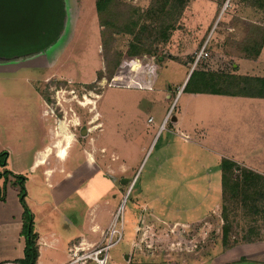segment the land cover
Listing matches in <instances>:
<instances>
[{
    "label": "rangeland",
    "instance_id": "rangeland-1",
    "mask_svg": "<svg viewBox=\"0 0 264 264\" xmlns=\"http://www.w3.org/2000/svg\"><path fill=\"white\" fill-rule=\"evenodd\" d=\"M62 1L64 17L55 0V16L28 10L21 12L18 29L0 23V60L9 62L6 74L20 77V107L36 112L24 83L33 78L50 109L51 125L60 120L61 138L67 143L75 138L65 172L76 177L77 194L65 206H88L90 227L106 225L99 233L89 229L92 241L79 251L88 259L76 264H98L96 255L107 258L106 264H214L228 249L264 240V180L244 192L243 177L234 172L240 195L228 189L224 198L223 174H216V164L190 160L182 174L178 163L168 161L175 156L170 127L186 74L204 46L208 56L193 69L190 88L202 83L201 72L238 73V58H247L264 35V10L245 0H115L105 16L111 25L103 26L97 0ZM181 66L186 69L178 70ZM247 68L242 66L243 73ZM151 82L153 90L167 87L171 99L144 90ZM20 137L27 145L22 131ZM66 151L60 147V156ZM52 165H58L54 158ZM56 169L54 180L60 181L64 174ZM191 173L198 178H189ZM125 178L129 182L122 184ZM1 196L5 200V190ZM66 214L63 223L73 230L79 213L72 209ZM203 216L209 218L191 224ZM114 231L113 244L122 241L109 251Z\"/></svg>",
    "mask_w": 264,
    "mask_h": 264
},
{
    "label": "crops",
    "instance_id": "crops-1",
    "mask_svg": "<svg viewBox=\"0 0 264 264\" xmlns=\"http://www.w3.org/2000/svg\"><path fill=\"white\" fill-rule=\"evenodd\" d=\"M238 60L240 62L237 67L241 71L242 66L249 69H245L247 73L239 69L238 73L233 75L264 78V47L257 59L239 57ZM242 61L246 64L244 65ZM8 63L0 60V153L9 154L8 165L1 171L9 170L13 177L12 182L5 188L4 179L0 180V187L6 192L5 200L0 197V264L20 263L25 258L27 219L20 198V185L14 177L20 175L28 178L25 183V188L27 187L25 200L28 201L27 207L33 214L34 228L38 234L40 256L37 264H69L72 261L70 251L74 250V247L75 250L83 251L92 241L89 229L91 228L94 234L106 225L90 227L88 206H65L69 199L73 200L77 194L74 187L76 182L72 181L76 177L65 172V164L71 158L69 151L74 145L75 138L72 143H67L61 138L63 135L58 134L60 120L55 126L51 125L50 109L49 111L48 107L45 109L47 103L35 87L36 81L33 78H25L24 83L28 89L25 94L33 98L36 112L26 106L20 107V77L6 74L8 71L4 68ZM18 69L22 70L20 67ZM179 69L186 68L181 66ZM186 76L185 82L189 77L188 73ZM152 84L153 82L150 83L151 88L146 89V86L144 90L156 95L161 92L165 94L166 100L171 99L170 93L166 91L167 87L160 91L157 85V89L153 90ZM178 104L180 108L173 116L176 121L170 127L175 132L174 139L170 141L175 156H169L168 159L181 166L177 168L178 170L182 171V167L185 168L191 163L190 160H195L199 164L201 162L216 164V174L221 171L222 175V161L230 160L240 167L264 176L263 98L180 92L177 108ZM168 113L169 109L163 122ZM150 122H154L152 118L149 119ZM21 131L26 137L27 145L21 144ZM68 131L71 133L69 128ZM60 147L67 148L64 157L59 154ZM114 154L119 156L117 151H114ZM87 156L89 159L88 154ZM52 158L57 160L59 167L52 165ZM56 168L64 174L60 181L54 180ZM137 176L138 173L134 175L131 183L133 186ZM189 178L195 180L198 176L191 173ZM39 194L43 195V198ZM81 195L78 194L80 198ZM144 198L146 197L142 199ZM219 202L216 207L219 206ZM72 209L79 213L73 230L67 229L63 223L68 217L66 211ZM207 218L209 217L203 216L191 224L206 221ZM159 220L169 223L162 217ZM172 223L182 226L190 224L178 221ZM214 264H264V240L228 249Z\"/></svg>",
    "mask_w": 264,
    "mask_h": 264
},
{
    "label": "trees",
    "instance_id": "trees-1",
    "mask_svg": "<svg viewBox=\"0 0 264 264\" xmlns=\"http://www.w3.org/2000/svg\"><path fill=\"white\" fill-rule=\"evenodd\" d=\"M58 2V0H56ZM115 0H97L96 9L99 16V20L103 26L111 25V22H106L105 16L111 14ZM245 2L253 3L257 8L264 10V0H245ZM62 9V17H64V6L63 1L59 0ZM44 5L43 7H38L39 5ZM55 0H0V23L5 25L8 24L9 29H18L20 25V14L21 12L25 15L26 11L32 10L36 14H41L42 16L47 13H51L55 16L54 10L56 9ZM58 10V9H57ZM6 18V22L4 18ZM106 22V23H104ZM61 28V25H60ZM60 28L58 30H60ZM2 31V30H0ZM104 39L105 35L103 34ZM259 44H255L254 48L249 50L246 59H257L264 47V35L259 40ZM106 46V44H104ZM141 54L137 52L133 55ZM195 72L189 79L183 92L192 93H204V94H218L226 96H241L250 98H263L264 99V78H255L249 76H237V75H220L211 72H201V84L190 88L189 83L194 76ZM226 87V88H224ZM9 154L7 152L0 153V180L4 179L5 188L8 183H11L12 173L9 170L1 171L2 168L8 165ZM222 172H223V196L226 197L228 189L236 194L240 195L239 188L240 184L232 180V173L238 172L240 176L243 177V191L249 192L250 189L256 188L259 181L264 180V176L255 173L247 168L240 167L234 162L224 161L222 162ZM11 175V176H10ZM17 180L18 185H20V198L21 202L25 208V214L27 219L26 224V237H27V247L25 251V258L20 263L21 264H37L39 259V246H38V234L35 232L34 228V217L32 212L29 210L26 204V188L25 183L27 178L25 176H14ZM3 188L0 187V197L2 198ZM264 195V193H262ZM223 218L228 221L226 210L223 211ZM224 241L226 242L229 235V229L224 232ZM247 242L252 243V240H247ZM131 264H144V263H131Z\"/></svg>",
    "mask_w": 264,
    "mask_h": 264
},
{
    "label": "built area",
    "instance_id": "built-area-1",
    "mask_svg": "<svg viewBox=\"0 0 264 264\" xmlns=\"http://www.w3.org/2000/svg\"><path fill=\"white\" fill-rule=\"evenodd\" d=\"M226 8H224V10H225ZM223 10V11H224ZM207 48L204 46V48H203V51L200 53V55L197 57V59H196V61H195V63H194V67H193V69L196 67V65L204 58V57H206V56H208V54L205 52V50H206ZM133 81V80H132ZM133 82H135V83H137L136 81H133ZM137 84H140V83H137ZM132 86V85H131ZM139 86H142V85H139ZM182 92V91H181ZM170 115H171V112H170V114H168V116H167V118H166V120H165V123L167 122V120L169 119V117H170ZM165 128V124L160 128V131L161 130H163ZM187 225H183V227H186ZM187 230V228H183L182 229V231H183V235H185V233L187 232L186 231ZM117 232H113L112 233V238H111V241H110V243H109V245H108V247H107V250H111L115 245H118V244H120L121 243V241H122V238L120 237L118 240H117V242L115 243V245L113 244L114 242H113V235L115 236V234H116ZM98 254V253H97ZM88 259V256H87V254H79V250H75L74 252H73V259H72V261L69 263V264H76V263H80V262H85L86 260ZM96 261L98 262V264H102L101 262L102 261H100L99 259H98V255H96ZM106 261H107V258H106ZM8 264H21V263H8Z\"/></svg>",
    "mask_w": 264,
    "mask_h": 264
},
{
    "label": "water",
    "instance_id": "water-1",
    "mask_svg": "<svg viewBox=\"0 0 264 264\" xmlns=\"http://www.w3.org/2000/svg\"><path fill=\"white\" fill-rule=\"evenodd\" d=\"M192 73H193V69H192V71H191V73H190V75H189V77H188L189 79H190ZM186 82H187V81H186ZM185 87H186V83H185V85L183 86L182 92L184 91ZM172 121H173V122L176 121V118L173 117V118H172ZM128 182H129V180L127 179V180L123 181L122 183H123V184H127ZM125 203H126V200L124 201L123 204H125ZM126 258L128 259V256H126Z\"/></svg>",
    "mask_w": 264,
    "mask_h": 264
},
{
    "label": "bare ground",
    "instance_id": "bare-ground-1",
    "mask_svg": "<svg viewBox=\"0 0 264 264\" xmlns=\"http://www.w3.org/2000/svg\"><path fill=\"white\" fill-rule=\"evenodd\" d=\"M80 104H82V103H80ZM61 129L64 130V124H63V123L61 124ZM99 260H100V259H99ZM100 261H102V262H101L102 264H106V263H107L106 258L103 259V260H100Z\"/></svg>",
    "mask_w": 264,
    "mask_h": 264
},
{
    "label": "flooded vegetation",
    "instance_id": "flooded-vegetation-1",
    "mask_svg": "<svg viewBox=\"0 0 264 264\" xmlns=\"http://www.w3.org/2000/svg\"><path fill=\"white\" fill-rule=\"evenodd\" d=\"M125 181V179H122L121 182Z\"/></svg>",
    "mask_w": 264,
    "mask_h": 264
}]
</instances>
